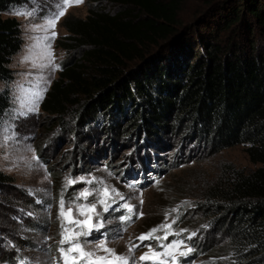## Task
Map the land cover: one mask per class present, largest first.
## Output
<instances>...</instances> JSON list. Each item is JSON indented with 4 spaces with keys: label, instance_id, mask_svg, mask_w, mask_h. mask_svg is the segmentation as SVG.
I'll return each instance as SVG.
<instances>
[{
    "label": "trees",
    "instance_id": "trees-1",
    "mask_svg": "<svg viewBox=\"0 0 264 264\" xmlns=\"http://www.w3.org/2000/svg\"><path fill=\"white\" fill-rule=\"evenodd\" d=\"M29 1L0 0V14ZM88 2L86 17L63 21L68 34L57 45L69 57L42 110L60 125L116 112L130 127L143 119L154 135L170 119L192 121L218 150L245 145L257 168L226 165L200 204L225 231L235 264H264V0H205L190 23L184 0ZM23 43L21 22L0 18V121ZM11 178L0 171V186Z\"/></svg>",
    "mask_w": 264,
    "mask_h": 264
},
{
    "label": "rangeland",
    "instance_id": "rangeland-1",
    "mask_svg": "<svg viewBox=\"0 0 264 264\" xmlns=\"http://www.w3.org/2000/svg\"><path fill=\"white\" fill-rule=\"evenodd\" d=\"M60 3L30 0L0 14V18L16 17L21 22L24 39L10 64L15 71L8 85L12 106L0 121V171L12 177L10 184L0 186V264H63L59 252L61 196L66 207L95 202V195L87 201L75 198L85 189L95 194L103 185L124 199L115 196L116 202L109 201L111 207L106 212L98 204L103 227L82 238L90 250L106 241L107 247L130 256L135 264H152L139 260L149 251L147 245L160 251V243L183 239L194 251L181 257L180 264H235L225 231L200 203L203 190L226 165L247 172L257 168L246 146L218 150L212 138L198 136L192 121L186 120L175 127L170 119L171 127L159 130L158 135L148 131L143 119L130 127L129 119L116 112L101 113L90 123L82 124L71 117L68 123L58 124L42 110L41 102L69 57L57 45L68 34L64 19L68 15L86 17L90 6L88 0L70 6L56 25L57 36L46 39L51 30L39 26L59 10ZM203 3L205 0H184L185 23L195 18ZM3 87L5 84H0ZM34 155L39 159L34 160ZM93 178V183H87ZM68 179L76 183L69 185ZM124 203L135 206V211L143 215L122 220L128 215ZM165 222L172 224L171 231H186L180 236L169 235L167 241L137 240ZM165 231L154 235L163 236ZM193 232L196 235L188 240ZM132 244L139 247L129 253ZM97 255L106 253L99 251Z\"/></svg>",
    "mask_w": 264,
    "mask_h": 264
},
{
    "label": "snow or ice",
    "instance_id": "snow-or-ice-1",
    "mask_svg": "<svg viewBox=\"0 0 264 264\" xmlns=\"http://www.w3.org/2000/svg\"><path fill=\"white\" fill-rule=\"evenodd\" d=\"M83 3V0H61L59 5V10L52 14L48 18L44 25L39 26L40 29L44 31L51 30V36L46 37V39H54L57 36L55 31L56 25L58 24L60 18H62L67 9L73 5H80ZM26 15H34V13H25ZM50 48V44L48 45ZM59 67V65H55ZM34 160L39 158L35 155L33 156ZM93 180H88L87 183H93ZM67 184L71 185L76 183V181L68 179ZM102 183V182H101ZM131 187V185H130ZM95 195V202L91 203H70L66 207L65 200L61 196L59 201V217L63 221L61 224V247L59 252L63 264H130L131 257L128 255H121L115 252L114 249L107 247L106 241H101L96 245L95 250H90L86 240L82 241V238H86L91 235V233L99 228L103 227V221L100 219V212L97 211L98 204L102 207L103 211H108L112 203H115V196H119L120 199H124L123 195L115 190H110L106 185H103L101 188L97 189L95 194L90 192L88 189L80 192L79 196L75 199L76 201L84 200L87 201L89 196ZM141 193L140 204H143ZM124 209L127 210L128 215L123 216L121 219L124 221H129L132 219L133 215H136L138 218L143 215V212H136L135 206L124 203L122 205ZM75 210V216L73 211ZM178 209H173L172 211H177ZM82 217V218H81ZM176 220L172 221V224H175ZM172 224L165 222L160 225L158 228L151 229L146 234H141L137 237V240L143 242L149 239H155L157 241H167L169 235L180 236L182 232L180 231H171ZM166 230L163 236H155L154 234ZM196 233H191L187 237L188 240L195 236ZM66 245V247H65ZM139 245L132 244L128 247L129 253H134L136 248ZM149 251L144 253L139 257L140 261H151L152 264H180V258L186 257L194 251L193 248L188 247L183 239H173L169 243H160L158 248L160 251L155 250L152 245H147ZM103 251L106 255L100 256L97 255V252ZM131 264H135L134 261H131Z\"/></svg>",
    "mask_w": 264,
    "mask_h": 264
}]
</instances>
